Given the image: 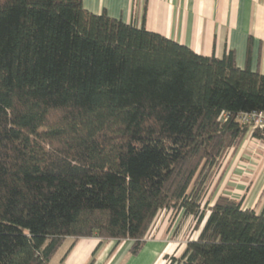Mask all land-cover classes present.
<instances>
[{
  "label": "trees",
  "instance_id": "trees-1",
  "mask_svg": "<svg viewBox=\"0 0 264 264\" xmlns=\"http://www.w3.org/2000/svg\"><path fill=\"white\" fill-rule=\"evenodd\" d=\"M253 112L264 74L233 51L199 55L82 0H0V264H50L67 239L138 256L163 213L199 232L171 264H264V212L210 200L227 154L264 140L240 120Z\"/></svg>",
  "mask_w": 264,
  "mask_h": 264
},
{
  "label": "crops",
  "instance_id": "crops-1",
  "mask_svg": "<svg viewBox=\"0 0 264 264\" xmlns=\"http://www.w3.org/2000/svg\"><path fill=\"white\" fill-rule=\"evenodd\" d=\"M94 14L106 13L126 24L160 34L206 57L235 53L237 66L264 74V0H82ZM219 196L242 201L244 209L264 212V140L248 134L230 151L218 171L213 201ZM212 201V202H213ZM169 213H163L138 256L133 242L67 239L50 264H165L175 250ZM168 225V226H166ZM170 228V229H169ZM70 250V251H69Z\"/></svg>",
  "mask_w": 264,
  "mask_h": 264
},
{
  "label": "rangeland",
  "instance_id": "rangeland-1",
  "mask_svg": "<svg viewBox=\"0 0 264 264\" xmlns=\"http://www.w3.org/2000/svg\"><path fill=\"white\" fill-rule=\"evenodd\" d=\"M215 189V187H214ZM214 189H212L211 193H212V197H211V204H213V197H214ZM213 201V202H212ZM205 204V203H204ZM181 215L176 219L173 220V217L171 215V217L168 219L167 223L170 222V228L173 229L172 230V237L171 238V243L175 244V250L173 252H171V254L166 255L163 259H164V263L165 264H171V260L173 257H180L181 253L183 252L184 248H185V244L187 241L191 240H195L198 236V231L195 232L194 227H195V223L193 219H188L184 225L182 227H180L179 225H181ZM157 225H159V223H155L153 229L155 227H157ZM168 226V225H166ZM179 227L181 229H179ZM169 228V229H170ZM152 229V230H153ZM178 232V234H177Z\"/></svg>",
  "mask_w": 264,
  "mask_h": 264
},
{
  "label": "built area",
  "instance_id": "built-area-1",
  "mask_svg": "<svg viewBox=\"0 0 264 264\" xmlns=\"http://www.w3.org/2000/svg\"><path fill=\"white\" fill-rule=\"evenodd\" d=\"M243 124L249 125L252 129H264V113H250L244 114L240 118Z\"/></svg>",
  "mask_w": 264,
  "mask_h": 264
}]
</instances>
